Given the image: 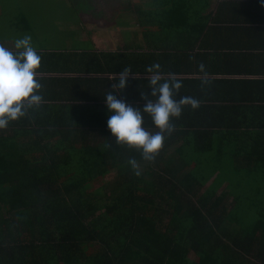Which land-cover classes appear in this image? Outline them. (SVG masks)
<instances>
[{"label": "trees", "instance_id": "16d2710c", "mask_svg": "<svg viewBox=\"0 0 264 264\" xmlns=\"http://www.w3.org/2000/svg\"><path fill=\"white\" fill-rule=\"evenodd\" d=\"M202 100L152 162L115 143L101 104L44 102L0 129V264H264V116L213 129L249 116Z\"/></svg>", "mask_w": 264, "mask_h": 264}, {"label": "crops", "instance_id": "0c3cea01", "mask_svg": "<svg viewBox=\"0 0 264 264\" xmlns=\"http://www.w3.org/2000/svg\"><path fill=\"white\" fill-rule=\"evenodd\" d=\"M102 8L73 19H38L39 14L20 18L18 34H0V44L13 51L16 39L31 35L42 57L41 93L44 99L52 98L44 100L46 104L78 100L74 104L106 106L105 95L113 91L119 99L125 95L128 100H122L127 104L142 107V93L155 100L149 94L146 69L158 63L165 78L174 73L182 81L177 100L183 96L197 98L201 104L202 99L211 100L213 114L249 116L236 118L232 129L224 125L213 129L244 130L236 125L250 123V131L259 130L260 114L264 116L261 0H109ZM200 63L210 80L203 90ZM125 67L131 69L126 87L114 90L111 86L118 84V73ZM135 84H141L138 91ZM150 126L146 129H157Z\"/></svg>", "mask_w": 264, "mask_h": 264}, {"label": "clouds", "instance_id": "9594fccd", "mask_svg": "<svg viewBox=\"0 0 264 264\" xmlns=\"http://www.w3.org/2000/svg\"><path fill=\"white\" fill-rule=\"evenodd\" d=\"M261 2L264 4V0ZM14 49L0 44V129L7 128L10 122L27 116L30 109H38L44 103L43 86L38 78L42 57L34 48L31 35L16 39ZM198 68L202 74L200 87L203 90L210 85V80L205 65L200 63ZM146 72L150 74L149 94L155 100L142 93L144 105L133 107L110 91L105 95V104L110 113L107 128L115 143L139 151L144 161L152 162L162 149L166 135L170 136L176 129L173 119H179L185 107L198 109L201 101L192 96L177 100L175 97L183 87L182 81L174 73L165 78L158 63L149 66ZM130 73L131 69L125 67L118 73V84L111 87L123 90ZM144 114L151 118L158 131L153 133L143 126ZM110 146L105 144V147ZM127 163L136 176L142 174L135 158Z\"/></svg>", "mask_w": 264, "mask_h": 264}, {"label": "rangeland", "instance_id": "374dc122", "mask_svg": "<svg viewBox=\"0 0 264 264\" xmlns=\"http://www.w3.org/2000/svg\"><path fill=\"white\" fill-rule=\"evenodd\" d=\"M108 2L109 0H0V34L4 35L5 32H10L8 34L16 33L17 23L23 17L27 18L39 14L38 19H73L77 14L82 16L85 11L87 13L102 11V5ZM76 9H79V12ZM99 22L101 26L104 25L103 20H99ZM43 32L45 31L43 30ZM58 36L60 40V33ZM115 173L114 170L111 171L106 178H111ZM228 176L234 177L229 174ZM235 177L240 178L241 174ZM244 213V206L239 202L237 215L243 216ZM166 217L167 213H164L161 219L165 221ZM193 257L196 258L194 255L189 256L190 259Z\"/></svg>", "mask_w": 264, "mask_h": 264}]
</instances>
